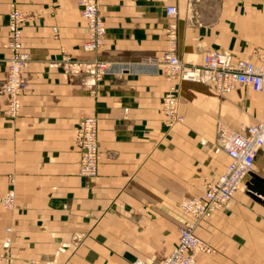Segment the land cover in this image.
<instances>
[{
  "label": "crops",
  "instance_id": "obj_1",
  "mask_svg": "<svg viewBox=\"0 0 264 264\" xmlns=\"http://www.w3.org/2000/svg\"><path fill=\"white\" fill-rule=\"evenodd\" d=\"M79 1L0 0V187L16 191L13 208L1 211L0 253L9 251V264H156L177 244L178 228L195 222L214 252L197 253L194 264H264V195L250 190L253 174L264 180V146L223 208L197 221L180 207L227 168L217 123L244 132L262 119L264 89L221 93L209 80L176 79L185 120L170 126L162 109L170 81L159 63L169 25L184 62L202 64L213 50L258 61L264 0H98L106 34L95 51L82 47ZM12 3L27 16L31 56L17 116L5 113L3 90ZM63 50L126 68L100 79L93 70L73 75L60 63ZM88 114L99 126L96 177L79 171L76 133Z\"/></svg>",
  "mask_w": 264,
  "mask_h": 264
},
{
  "label": "built area",
  "instance_id": "obj_2",
  "mask_svg": "<svg viewBox=\"0 0 264 264\" xmlns=\"http://www.w3.org/2000/svg\"><path fill=\"white\" fill-rule=\"evenodd\" d=\"M80 13L86 21L88 36L82 47L86 51L99 49L105 39L106 27L100 11L98 0H80ZM167 14H177L174 4L166 7ZM26 14L17 6L11 4L8 15L9 37L4 47L9 50L8 69L3 90L8 94L9 101L5 113L17 116L21 109V94L28 85L25 74L30 60V53L24 48L22 27ZM169 48L159 57L163 73L170 81L164 94L162 109L166 123L174 126L185 120L179 111L178 88L174 81L183 79L189 81L209 80L221 93L230 92L238 85L245 84L255 91L264 89V54L258 56V61L252 59L235 60L230 52L208 51L202 64L184 62L177 54V30L173 25L166 29ZM1 59V56H0ZM60 63L64 69L73 75L86 70H93L96 79L104 74L120 71L125 66L116 67L107 60H80L63 50ZM99 126L95 115H83L78 124L76 142L81 149L79 160L80 174L96 177L100 162ZM216 141L229 156L226 170L216 179L207 183L205 190L199 196L186 197L181 200L180 207L191 214L195 220L211 216L223 208L233 197L244 178L254 169L255 158L264 146V116L250 124L244 132L238 131L227 123L219 121L216 125ZM12 182L14 179H11ZM16 202L14 187L6 190L0 187V218L2 209H11ZM195 222H190L178 228V242L174 248L156 264H194L199 252L212 253L213 246L195 233ZM10 228H7L9 231ZM7 237L6 242H10ZM10 263V253L4 250L0 253V264ZM147 264V263H142Z\"/></svg>",
  "mask_w": 264,
  "mask_h": 264
},
{
  "label": "water",
  "instance_id": "obj_3",
  "mask_svg": "<svg viewBox=\"0 0 264 264\" xmlns=\"http://www.w3.org/2000/svg\"><path fill=\"white\" fill-rule=\"evenodd\" d=\"M250 190L254 193V192H258L257 195H264V180L259 178L258 176H256L255 174H253V178H252V185L250 186ZM256 195V194H254ZM258 199H262L260 196H255ZM131 258L134 259V257L129 256Z\"/></svg>",
  "mask_w": 264,
  "mask_h": 264
}]
</instances>
